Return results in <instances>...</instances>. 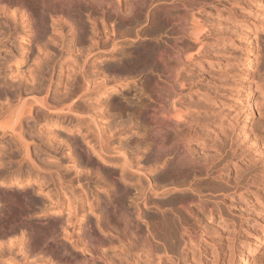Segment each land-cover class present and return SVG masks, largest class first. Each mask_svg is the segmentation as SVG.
<instances>
[{
    "label": "rangeland",
    "instance_id": "obj_1",
    "mask_svg": "<svg viewBox=\"0 0 264 264\" xmlns=\"http://www.w3.org/2000/svg\"><path fill=\"white\" fill-rule=\"evenodd\" d=\"M35 1L38 0H0V5L4 3V6H8L9 15L16 13V21L25 19L21 17V12L36 13ZM66 1L63 0V3ZM235 1L237 9L224 11L218 21L220 25L214 32V43L224 39L221 47L217 48L224 61L220 67L206 65L210 53L206 54L205 59L198 58V45L192 37L197 31L198 21L203 25L208 24L207 18L200 22L198 0H145L144 9L149 7L153 14L146 20L142 18L141 23L122 22L121 17L106 12L91 13L89 18L81 15L80 20L88 19H85V24L81 21V26L79 21H74L63 10L62 2H54V7L52 5L45 11L47 19L43 39L38 38L40 35H37V31L34 33L35 29L30 27V23L23 26L22 19L17 20L16 24L11 18L7 21L8 12L0 10V86L6 80V66H17V69L25 72L30 69L29 65L35 66L42 60L41 57H45L41 61L42 70L47 76L52 74L49 81L50 99L55 98L53 91L56 88L62 89L65 85L58 84L60 68H68L65 75L73 74L78 70L83 55L96 46L95 40L102 41L99 48L105 51L110 47L109 43L106 45L104 42L106 36L114 35V32L117 34L116 42L119 43L116 49L112 53L105 51L95 60L98 75L91 77L94 81L86 99V112L98 119L104 136L110 139H106L108 146L114 148L115 152H124L134 168L141 171L134 174L135 177L130 176L134 178L129 180L132 188L128 197L121 202L129 213V223L113 214L102 215V203L112 193L115 183L113 176L119 174L124 166L121 160L117 163L104 161L86 146L87 152L83 155L73 149L74 144L70 150L56 145L55 149L52 147L54 151L43 141V146L36 143L29 146L38 165L35 168L26 161L17 163L16 160H5L4 152L3 159L0 158L4 173L0 172V181L19 178L28 183L16 186L0 182V226L3 224L0 227V241L9 246L2 244L5 250L0 252L3 255L0 264H110L99 257L101 251L115 264H146V260L152 264H193L198 258L214 260L212 254L217 255L216 264H236L237 247L242 241L246 242L249 236L253 237L252 227L263 222L264 202L253 200L250 193L259 191L264 195V5L252 7L250 4L255 2L250 3L251 0ZM215 3L220 4L218 0ZM163 14L174 20L164 23ZM192 16L198 21L188 25ZM94 18H99L101 22L100 39L94 38L96 33L88 30L94 24ZM183 18H188L184 34L176 32L175 28ZM60 21L68 23L62 25V22L60 27L57 23ZM82 26L85 30L81 29ZM136 30H140L138 34H135ZM243 37L249 38L253 44L250 52L252 61L245 77L253 79L251 106L244 95L240 98L235 96V90L241 86L238 62L244 61L241 59L245 51ZM160 50L163 55L158 58ZM21 56L24 58L22 63ZM38 77L43 79L42 75ZM162 100H166V107L174 103L183 114V120L178 125L179 132L187 136V149L202 164L201 167L189 165L188 170L175 168L178 165V160L173 157L178 152L172 144L175 134L159 118L165 110ZM36 112L37 109L35 114L23 119L27 136L38 125ZM152 113L156 114L155 120L150 118ZM244 123L247 135L241 129ZM49 128L56 130V140L79 136L77 130L70 132L66 127L49 125L46 130ZM10 136L0 134V146L6 147ZM57 151H60L59 154ZM49 152L52 154L47 156ZM148 179L160 190H146L149 195L154 194L146 202L140 196ZM174 185L185 189L173 190ZM166 188V194L161 192ZM199 194L211 212L197 209ZM81 196L82 207L76 211L74 208L80 204L78 200ZM49 198L52 202L47 201ZM185 200H193V214L180 212L181 217L171 216L170 209ZM51 203L54 207L48 206ZM109 206H113V203ZM14 210L17 214L21 213L20 216L14 215ZM10 215L15 220L10 219ZM172 217L178 224L170 225L174 219ZM164 218L171 219L169 223L166 220L169 227L163 224ZM160 220L162 226L153 229L152 223H160ZM33 221L41 225H35ZM30 223L38 227H55L58 224L66 229L58 230L59 233L47 239V243L43 242L38 250L24 254ZM88 225L93 233L87 236L85 231ZM7 231L10 232L7 234ZM151 232L155 233L157 240L152 238ZM10 238L25 240L20 246L22 250L16 249L10 254L8 248H13L7 240ZM53 239L58 244H64L70 253L59 255L56 250L58 244L52 245ZM145 239L156 243L153 254L151 252L147 258L143 256L145 247L141 249L146 243ZM252 257L257 263L264 261V241L257 245Z\"/></svg>",
    "mask_w": 264,
    "mask_h": 264
},
{
    "label": "bare ground",
    "instance_id": "obj_2",
    "mask_svg": "<svg viewBox=\"0 0 264 264\" xmlns=\"http://www.w3.org/2000/svg\"><path fill=\"white\" fill-rule=\"evenodd\" d=\"M215 1H213V0H198V3H197L200 22L203 18H207L208 24H206V25L200 24L197 19L193 18V16H192V19L189 21L191 23H188V25L189 24L193 25L195 23V21L196 22L198 21L199 25H198L197 31L193 34L192 38H193V40H195L197 42L198 53H199L198 58L199 59H201V58L205 59V56L207 53L211 54L210 58L206 59V61H205L206 65H208L210 67H220L224 62L222 56L219 54V50H217V48L221 47L220 44H221V42L224 41V39L219 40V42H217V43H214V41H213V37L215 34L214 32L217 29L216 27L220 25V23L218 21L220 20V17L224 13V11H230V10L237 9V8H235L236 4H237L235 0H218V2H220V4L215 3ZM221 1H223L224 3H222ZM54 2H59V3L62 2V4H64L63 0H52V1H50V0H38L35 4H33V5H36L35 6L36 7L35 12L36 13L30 14V11H24L23 10L24 13L22 14V12L20 11L21 17H25L24 20L22 18H19V20L16 19V21H15L16 13H14V12H12V14H10L11 17H9L10 16L9 11H8L9 8L7 9L8 6L7 7H6V5L4 6V3L3 4L1 3L2 5H0V10L2 9L4 13L8 12L7 13L8 14L7 21L11 18V20H13L15 23V22H17V20L20 21L22 19L21 25H23V26H25L27 23H30V27L35 29V30H33V31H35L34 33H36V31H37L38 32L37 35L38 34L40 35L38 38L43 39L42 32L44 31L45 23H46V19H47L45 11H48L49 7L52 5H53L52 7H54V4H55ZM252 2H255V4ZM250 3H252V4H250V6H252V7H254V6L255 7L256 6L262 7L264 5V0H251ZM144 4H146L145 0H128L125 2H123L122 0H67L66 3L64 4L63 10H65L67 12V14L69 15V17H72L74 21H76V20L79 21V25H80V22L82 21V20H80L81 15H83V16L85 15L87 18H89V16L90 17L92 16L91 13L104 14L106 12H111L112 15H114L116 17H121L120 20L122 22H125V21H132L133 22V21H140L142 18H143L142 20H146L151 14H153V11L151 9H149V7L144 9ZM1 13H2V11H1ZM192 15H194V14H192ZM2 16H3V14H2ZM18 17H20V16H17V18ZM49 18L51 19L52 17L50 16ZM72 18H71V21H72ZM85 19L86 18H84L82 23H84ZM187 19L183 18V19H180L178 21V22H180L179 25L176 27L174 26L175 28H177L176 32L184 34V32H185L184 28L186 26H188L186 24L188 22ZM86 20H88V19H86ZM99 20H100L99 18H97V19L94 18V20H93L94 24L90 25L88 30H91L92 33L93 32L96 33L94 38L97 37L100 39L101 38L100 34L102 32L99 29V22H100ZM162 20L164 21V23L168 24V23H171L174 19L163 14ZM68 21L66 23H65V21L64 22L62 21L63 23L61 21L57 22V23L61 27L60 23H62V25H63L64 23L67 24ZM82 23H81V25H82ZM85 23H86V21H85ZM140 23H141V21H140ZM176 23L177 22H175L174 25ZM76 24H78V23H76ZM82 28H84V27L82 26L81 29ZM82 30H85V29H82ZM139 31L140 30H136L135 34H138ZM112 32H109V33H112ZM241 32H242V30H241ZM179 33H177V34H179ZM112 34H110L109 36H106L105 41H104L106 43V45L108 43L110 44V47L108 46L109 49L107 48V50H105V51H107V53H110L111 51L116 49V45H117V43H119V41L116 42V35L117 34L115 35V32H114V35H112ZM94 38H92L91 40H93ZM243 40H244L243 44L245 46L243 49L245 51H244V56H241V59L244 60L245 62L244 61L238 62V68H239L238 70L241 71V86L239 89L235 90V93H236L235 96L240 98L242 95H244L245 99H246L245 101L247 102V104H249V106H251V105H253V102L251 103V96L253 93L252 89L254 88V87L252 88V84H251L253 79L248 80L245 77L247 75L248 68H249L251 61H252L250 52H251V48H252L253 44L251 41H249V38L247 39V38L243 37ZM100 41L101 40H99V42ZM94 42H95L96 46L89 49L88 52L83 55V57H82L83 59H82V61H80L81 63L79 65L78 70H76L73 74L65 75L64 72L68 68H66V69H63V67H62V69L60 68V72H59L60 77L58 78V84L63 83L65 85L62 89H60V87L56 88V90L54 89L55 91H53V92H54L55 98L51 97L53 99L49 98V95H51L50 89H49L50 88L49 87L50 86L49 81L51 80L50 76L52 74L49 73L50 76L49 75L47 76L46 73L42 70L44 68H42V65H41V63L43 64V62H41V61H43V58H45V57H43V58L41 57V59H42L41 61L40 60L38 61V59H37L36 60V61H38L37 65H35V66L32 65L33 67L31 65H29L30 69H27V71H25V72L17 69V66H15V67H13V66L11 67L9 65L6 66V69H7V73L5 71V73H6L5 79L6 80L1 82L2 85L0 86V130L3 131L2 133L0 132V134L1 135L10 134L11 136H10V141H8L10 143V145L8 143L6 147H5V145L0 146V150L3 151V152L1 151L2 153H0V158L3 159V154H4V152H6L5 153V157H6L5 160L6 159L7 160H14V161L16 160V161H18L17 163H20L21 161H23V162L26 161L28 164H31L32 167L36 168L37 163H36L34 157H32V155L30 153L29 146H30V143L31 144L36 143L38 146H43L42 145V144H44L43 141H45L48 145H50L51 148L52 147L54 148L57 145V146H60L62 149L64 147L65 148L64 150H66V149L70 150L72 145L74 144L73 149L77 150V152H80L83 155H84V152H87L86 147H88V148H90L92 153H94L97 156H99L100 158L104 159V161H107V162L114 161L117 163L118 161L121 160L124 166L121 169V171L119 172V174H117V175L115 174L116 176H113L115 183H113L114 185L112 187V193H110V195H107L108 199L104 200V202L102 203V205H103V207H102L103 214L102 215H103V217H105V216H109L110 214H113L114 216H118V217L124 219L125 221L129 222L127 220L129 213L125 208L122 207L121 202L124 201V199L128 197L127 196L128 192L132 188L131 187L132 184L129 183V180H131V178H132L130 176H132V175L134 176V174H139V173H141V171L138 168H134L133 163L128 159V157H126L127 155H125L124 152H120V151L115 152L116 150L114 148H111V146L110 147L108 146L107 140L109 138L107 137L108 138L107 139L104 136V134H103L104 131L102 130L98 119L94 115L87 113L88 108L86 109V107H87L88 103L86 102V99L91 93L90 92V85L93 84L92 82L94 81V78H91V77H93V75L94 76L98 75V67L95 66V60L98 59L105 52L104 50H101L99 48L100 43L98 41L95 40ZM159 53L157 54L158 58H160L163 55V52H161V50ZM177 54H178V52H177ZM176 56H178V55H176ZM180 57L182 58V56H180ZM23 60H24V58L20 62L22 63ZM46 60H44V61L46 62ZM36 61H35V63H36ZM48 61H50L49 58H48ZM48 61H47V63H49V65H50L51 63ZM47 63H46V65H47ZM53 68L54 67H52L51 69L53 70ZM91 74H92V76H90ZM40 75L43 76V79H38L39 78L38 76H40ZM64 79L66 80L65 83H64ZM153 86L155 87L156 84H154ZM162 103L164 105L163 108L165 110H164V115H162L159 118L165 123L164 125L171 127V129L173 130V134H175L173 139H172V144L178 150V152L173 156V157H176V159L178 160V165L175 168L178 170H180V169L188 170V169H190L189 165L192 167H196V166L201 167L202 164L198 163L195 160V158L191 155V153H189V151L187 149L188 144L185 142V140L187 139V136L181 135L179 132L178 125H179L180 121L183 120V114L175 107L174 103L170 104V106H168V107H166V100H162ZM35 109H37L36 121H37L38 125H36V127L34 128L35 131L33 130L34 132H31V131L28 132V134H30V135L27 136V134H26V130H27L26 128L27 127L26 128L24 127L25 125L23 123V119L26 118V116H32L33 113L35 112ZM154 117H156V114L152 113L150 115V118L152 120L153 119L155 120ZM245 119H246V115L243 117L244 122H245ZM49 125H56V126H60L61 128L66 127L68 129V131H70V132L77 130L76 132L79 134L80 138H78L79 136L77 138H76V136L73 138L72 137L70 138V136H67L69 138L56 140V139H54L57 136L56 130L52 129V128L51 129L49 128L46 130V127H48ZM26 126H27V124H26ZM34 126H35V124H34ZM241 129L243 130L245 135L248 134V130L245 128V123L241 126ZM63 135H65V134H63ZM64 137H66V136H64ZM46 145H44V146H46ZM48 145H47V147H49ZM47 147L46 148L44 147V148L48 149ZM50 147H49V149H50ZM41 148H43V147H41ZM52 149H51V151H52ZM110 150L111 151L113 150V152H111ZM54 151H56V150H54ZM54 151H53V155L56 156L57 154L55 155ZM60 151H57L58 154ZM62 152H64V151H62ZM112 153L116 154V155H113ZM50 154H52V153L49 152L46 155L48 156ZM62 155H63V153H62ZM91 155H93V154H91ZM113 156H116V157H113ZM70 157H72V156H70ZM59 158H60V156H59ZM1 167H0V172H2V169H3V168L1 169ZM3 174H2V176H3ZM132 179H134V178H132ZM0 182H2L1 184H5V185L14 184L16 186H22V185H25L26 183H28L27 180H23V179H19V178L18 179H14V178L5 179L4 181H0ZM145 183H146L145 187L143 188V191H142L140 197L143 198V200H145L147 202V200L152 195H154V194L149 195L148 191L158 192V190H160V189L158 188V186L154 185L152 183V181L149 179L145 180ZM172 188H173V190L185 189V188L180 189L181 187L178 188L175 185ZM146 190H148V191L146 192ZM166 190H167V188L162 190L161 192L166 194V192H165ZM40 192H41V190H40ZM250 194H251L250 197H252L253 200H256L258 202H264L263 193L261 194L259 191H256V192H251ZM38 197H39V195H38ZM78 198H77V200H78ZM82 198L83 197L81 196L78 200L80 202V204L82 202ZM62 200L67 201V199H62ZM47 201L52 202L51 198L47 199ZM110 201H111V203H113V206H109V205H111ZM58 202H59V200H58ZM196 202H197V209L205 210V209L210 208V207H208L207 203L204 200H201L200 194L198 195ZM45 203H47V202H45ZM56 203H57V201H56ZM60 203H58V204L61 206V204H64L65 202L61 203V204ZM90 203H91V201H90ZM192 203H193V200H185L184 202L179 203V205H176V206L174 205L175 207L170 209L171 216L175 215V217H176V215H178L179 217H181L180 212L186 213L187 215H192L194 212V209L192 208V205H191ZM67 204H69V203H67ZM76 204H78V203H76ZM80 204H78V206H76V208H74V209H77L76 211L81 209L82 204H81V206H79ZM49 205H52V203L48 204V206ZM73 206H75V205H73ZM88 206H89L88 208H90V205H88ZM23 207H25V206H23ZM26 207H27V205H26ZM88 208L85 207L84 209L87 210ZM15 211L16 210H14V212L11 211V213L13 212L14 215L17 214V212L15 213ZM158 211L160 212L161 210L158 209ZM208 212H211V209H208ZM5 214L7 215V213H5ZM20 214H17V215L20 216ZM9 217H7V219ZM13 217L11 216L10 219H13ZM4 218H6V217H4ZM172 218H174V217H172ZM7 219H5V221ZM164 219H165V222L163 224H166V227H167L169 225L168 223L170 222L171 219L170 220L169 219L167 220L166 218H164ZM179 219H178V221H179ZM13 220H15V219H13ZM166 220L168 223L166 222ZM7 221H8L7 223L9 224V222H10L9 219ZM175 221H177V220H175V218L172 219V221L170 222L171 223L170 225L172 226V225L178 224ZM262 221H263L262 223H258L255 227H252V229H254L253 237L251 238V236H249V239H247L246 242L242 241L241 244L237 247L236 257H235L236 258V262H235L236 264H264V261L262 263L261 262H259V263L255 262L254 261L255 259L252 257V253L255 251L257 245L261 241H264V208H263ZM58 222L61 223L60 221H58ZM35 223H36V221L34 222V224ZM179 223H180V221H179ZM4 224H5V222H4ZM161 224H162V221L160 223L154 222V223H152V228L158 229L159 225H161ZM2 225L3 224H1V226ZM30 225H29L30 227L28 228L29 237L28 238L25 237L27 239V243H28V245H26V244L25 245L27 246L28 250L24 249V248H26L25 246H24V248L22 247L24 249L23 253L25 252L24 254H26L30 250H31V252L38 250V248H40L39 246L43 242H46L47 239L52 238L51 237L52 235H54L56 232L59 233L60 230L63 231L66 229V228L63 229V227L61 225L59 226L58 224L55 227H52V226H49V227L48 226H41V227L35 226V225H41L38 223H36L35 225H33V223L32 224L30 223ZM180 225L182 227L184 226V224H180ZM17 227L18 226H16V229H17ZM15 230L13 228L14 232H15ZM9 232L7 231V234ZM91 232L93 233L92 228H90L88 225V228H86L85 234L88 236V235L92 234ZM11 233H13V232H11ZM131 233L135 234L134 232H131ZM150 235H152V238H154V240L156 239L155 233L151 232ZM14 239L13 238L7 239V240H9V242H8L9 245L13 246V248H8L10 254H12L11 252L15 251L16 249L18 251L22 250L20 246H21V244L23 245L24 242H26L25 240L20 241V240H17V239L14 240ZM11 240H14V241H11ZM145 241H146V243L142 245L141 249H143L145 247L143 256H144V258H147L150 256V253L152 251H154L156 243L153 241H147L146 239H145ZM51 242H52V245H54V246L56 244H58V242L55 241L54 239ZM2 244H4V242L0 241V252L1 253H3V251L5 250L4 247L8 245L6 243L7 245L4 244L5 246L4 245L2 246ZM47 246H49V245H47ZM7 247H9V246H7ZM56 250H57L59 255L60 254L64 255V254L70 253V252H68V249L64 246V244H60V243L57 245ZM48 251H49V248H48ZM37 252H39V251H37ZM94 252L98 253L97 250H94ZM1 253H0V255H1L0 257H3V255ZM152 254H153V252H152ZM99 255H100L99 257H103V259L108 261L110 264H115V262H112L113 260L109 259L108 257H105L104 252L101 251V253ZM7 256H9V255H7ZM212 256L214 258V260H212V261L211 260L210 261L204 260V259L200 260V258H198V260H194L192 263L193 264H216L217 263V260H216L217 255L212 254ZM139 257H141V254L139 255ZM146 261H147L146 264H152L150 261H148V260H146ZM16 263H18V262H16Z\"/></svg>",
    "mask_w": 264,
    "mask_h": 264
}]
</instances>
